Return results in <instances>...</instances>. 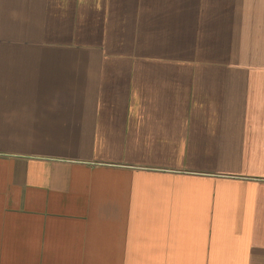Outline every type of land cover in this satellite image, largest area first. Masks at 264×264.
Masks as SVG:
<instances>
[{
	"label": "crops",
	"instance_id": "crops-1",
	"mask_svg": "<svg viewBox=\"0 0 264 264\" xmlns=\"http://www.w3.org/2000/svg\"><path fill=\"white\" fill-rule=\"evenodd\" d=\"M0 264H264V0H0Z\"/></svg>",
	"mask_w": 264,
	"mask_h": 264
}]
</instances>
